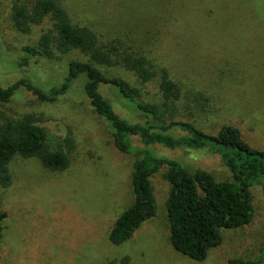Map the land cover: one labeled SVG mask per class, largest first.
Listing matches in <instances>:
<instances>
[{
    "label": "rangeland",
    "instance_id": "1",
    "mask_svg": "<svg viewBox=\"0 0 264 264\" xmlns=\"http://www.w3.org/2000/svg\"><path fill=\"white\" fill-rule=\"evenodd\" d=\"M18 0H0V86L25 76L42 88L60 82L71 59L88 60L78 50L51 58H22L23 45H36L50 26L45 17L28 32L11 20ZM28 2L29 0H22ZM74 23L91 27L112 58L95 63L107 76L117 75L141 87V98L161 103L156 80L140 84L132 71L113 62L135 55L168 69L180 84L182 98L169 104L170 115L188 120L209 133L220 125L237 126L249 143L264 148V0H58ZM84 75L54 101H40L18 88L0 110L17 117L40 116L55 145L73 139L69 164L59 171L45 168L37 157L14 155L8 163L11 182L0 184V207L6 212L0 264H226L232 256L257 258L264 224V195L252 188L254 216L240 228L222 229V241L196 260L169 242L165 199L168 183L161 173L151 178L157 209L131 238L112 244L107 237L115 218L133 198L130 173L134 156L113 144L109 125L94 112L82 92ZM114 110L130 121L146 117L122 99L115 88L100 84ZM137 143V138H133ZM158 154L201 166L229 177L219 156L206 149H166Z\"/></svg>",
    "mask_w": 264,
    "mask_h": 264
},
{
    "label": "trees",
    "instance_id": "2",
    "mask_svg": "<svg viewBox=\"0 0 264 264\" xmlns=\"http://www.w3.org/2000/svg\"><path fill=\"white\" fill-rule=\"evenodd\" d=\"M45 17L50 26L41 31L37 44L21 48L26 52L24 63L30 56L51 58L72 50L89 59L69 60L60 82L45 89L25 76L0 86V102L8 101L20 87L37 100L54 101L65 94L78 75H84L82 92L94 112L107 121L114 146L135 157L130 173L133 198L112 222L108 240L112 244L126 241L141 223L155 215L157 202L151 178L156 173H161L168 183L165 211L169 242L178 252L203 260L210 248L221 243L222 229L250 224L254 216L253 186L260 184L264 195V148L249 143L232 123H224L215 133H209L188 120L170 115L168 106L182 98V89L164 66L156 67L128 53H119L113 59L132 71L140 84L156 80L160 104L143 100L138 84L121 76L105 75L95 63L112 62L107 45L101 43L91 27L74 23L58 0H18L11 6L12 23L21 32H28L32 24L41 23ZM100 84L114 87L146 119L130 121L120 116L109 98L99 91ZM133 138L138 142L134 143ZM155 145L166 149H206L219 156L229 177H218L201 166L190 168L182 160L156 153L152 148ZM72 146L70 136L51 144L38 114L26 112L9 117L0 110V184L8 186L11 182L8 163L14 155L37 157L45 168L59 171L68 166ZM5 216L0 207V245ZM258 255L259 262L264 264V224ZM257 261L258 257L232 256L226 264H257Z\"/></svg>",
    "mask_w": 264,
    "mask_h": 264
}]
</instances>
